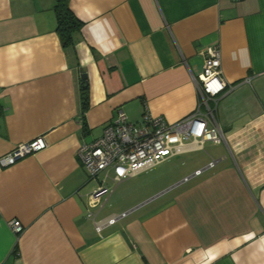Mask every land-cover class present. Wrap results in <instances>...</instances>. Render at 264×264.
Listing matches in <instances>:
<instances>
[{"label":"crops","instance_id":"0c3cea01","mask_svg":"<svg viewBox=\"0 0 264 264\" xmlns=\"http://www.w3.org/2000/svg\"><path fill=\"white\" fill-rule=\"evenodd\" d=\"M53 3L0 0V155L47 141L0 168V264H264V0H69L83 25L67 47ZM211 44L232 89L208 100L206 119L224 139H184L121 180L97 219L126 215L98 233L99 180L78 147L117 110L132 122L193 112Z\"/></svg>","mask_w":264,"mask_h":264},{"label":"built area","instance_id":"2783aa9c","mask_svg":"<svg viewBox=\"0 0 264 264\" xmlns=\"http://www.w3.org/2000/svg\"><path fill=\"white\" fill-rule=\"evenodd\" d=\"M203 55L202 78L198 83L199 102L193 112L175 122H168L164 116L145 110L139 122H132L122 110H117L116 117L105 125L100 136L78 147L77 154L88 176L99 180L97 188L88 196V217L98 233L126 215V212H121L97 219L99 210L121 180L162 162L164 151L172 152L184 139L200 144L205 140L217 143L224 139L219 127L208 124L206 116L211 113L208 100L224 94L232 86H228L222 77L220 47L211 44L203 50ZM202 105H205V111ZM46 146L43 135L17 143L0 155V168L12 165ZM216 161L210 160L208 166H213ZM201 171L197 169L194 174ZM108 178L111 184H107ZM9 224L16 235L24 230L18 219H12Z\"/></svg>","mask_w":264,"mask_h":264},{"label":"trees","instance_id":"16d2710c","mask_svg":"<svg viewBox=\"0 0 264 264\" xmlns=\"http://www.w3.org/2000/svg\"><path fill=\"white\" fill-rule=\"evenodd\" d=\"M53 10L56 16V30L62 45L72 46L76 42V34L81 30L83 22L73 13L69 0H53ZM82 109L88 107V85L86 80L81 85ZM16 247V246H15Z\"/></svg>","mask_w":264,"mask_h":264},{"label":"rangeland","instance_id":"374dc122","mask_svg":"<svg viewBox=\"0 0 264 264\" xmlns=\"http://www.w3.org/2000/svg\"><path fill=\"white\" fill-rule=\"evenodd\" d=\"M187 155L188 154H184V155H179V156H177L176 158L175 157H173L172 159L170 158V160H179V159H181V158H186L187 157ZM108 180V183L110 184L111 182H110V180L109 179H107Z\"/></svg>","mask_w":264,"mask_h":264},{"label":"water","instance_id":"95a60500","mask_svg":"<svg viewBox=\"0 0 264 264\" xmlns=\"http://www.w3.org/2000/svg\"><path fill=\"white\" fill-rule=\"evenodd\" d=\"M82 77H85V74H83Z\"/></svg>","mask_w":264,"mask_h":264}]
</instances>
